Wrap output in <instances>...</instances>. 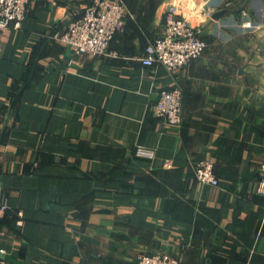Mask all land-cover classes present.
I'll use <instances>...</instances> for the list:
<instances>
[{"label":"crops","instance_id":"0c3cea01","mask_svg":"<svg viewBox=\"0 0 264 264\" xmlns=\"http://www.w3.org/2000/svg\"><path fill=\"white\" fill-rule=\"evenodd\" d=\"M115 1L116 56L51 39L92 0H33L0 29V250L12 264H264V0H176L208 44L176 72L142 63L174 0ZM171 87L180 127L153 110ZM203 160L219 186L196 180Z\"/></svg>","mask_w":264,"mask_h":264},{"label":"built area","instance_id":"2783aa9c","mask_svg":"<svg viewBox=\"0 0 264 264\" xmlns=\"http://www.w3.org/2000/svg\"><path fill=\"white\" fill-rule=\"evenodd\" d=\"M33 0H0V29H20ZM174 0L165 16L164 33L154 39L146 48L142 63L145 66L161 64L168 72L183 69L190 62L200 58L208 44L199 28L182 18ZM125 5L115 0H92L79 17L71 18L63 32L55 33L51 39L62 43L77 55L94 57L116 56L111 50V42L125 24ZM249 25V24H248ZM154 114L167 125L180 127L183 113V93L178 87L164 88L154 106ZM137 154L152 158L154 151L139 147ZM196 180L205 185L217 187L220 181L210 160L195 164ZM260 193L264 194V161L261 167ZM9 208L7 202L0 201V212ZM17 225L24 223L23 213L18 212ZM5 250H0V264H12L5 258ZM137 264H184L178 257L167 252L140 255Z\"/></svg>","mask_w":264,"mask_h":264},{"label":"trees","instance_id":"16d2710c","mask_svg":"<svg viewBox=\"0 0 264 264\" xmlns=\"http://www.w3.org/2000/svg\"><path fill=\"white\" fill-rule=\"evenodd\" d=\"M56 33H58V32H56ZM116 36V35H115ZM112 43V42H111Z\"/></svg>","mask_w":264,"mask_h":264}]
</instances>
